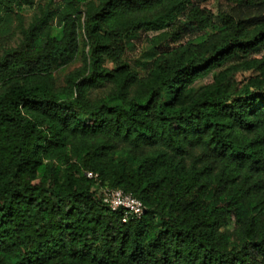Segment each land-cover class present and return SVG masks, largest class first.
Wrapping results in <instances>:
<instances>
[{"label":"trees","instance_id":"16d2710c","mask_svg":"<svg viewBox=\"0 0 264 264\" xmlns=\"http://www.w3.org/2000/svg\"><path fill=\"white\" fill-rule=\"evenodd\" d=\"M209 1L0 0V264H264V0Z\"/></svg>","mask_w":264,"mask_h":264},{"label":"rangeland","instance_id":"374dc122","mask_svg":"<svg viewBox=\"0 0 264 264\" xmlns=\"http://www.w3.org/2000/svg\"><path fill=\"white\" fill-rule=\"evenodd\" d=\"M206 6L208 8H210L213 13H216L218 10H227V7H226L223 0H211L206 4ZM21 12L26 18L25 21H27L28 17L32 13V8L24 7V8H22ZM13 24L16 25V20L13 21ZM209 30L210 29L207 28V31H209ZM153 34H155V32H152V31L142 32L140 35V39L134 43V48L127 53L126 62L129 63L130 66L135 71H138V72L141 71L142 63L147 59V55L151 52V48L149 46L147 37H149ZM18 36L19 35L17 34V36H14L13 39H9L8 41H6V43L10 44V45H14L16 42H18ZM204 37H205V34L201 33V34L197 35V37H194L193 41L197 42L200 39H203ZM188 38H190V37L187 36L183 40H181L180 42H183V41L187 40ZM80 45H81V43H80ZM253 56H258V54L255 53V54H253ZM80 64H81V50L79 51V53L75 56V58L68 65L61 67L59 69H56L54 71V76L56 77L57 82L62 83L63 76L68 71L72 70L75 67H78ZM106 65L110 67L113 64L111 62L107 61ZM214 71H215L214 68L210 69L208 72H206L205 74L198 77L194 81L192 87L196 88L200 85H203L205 83L210 82L212 80V76H213ZM251 74H252L251 71H245L243 73V75H245V76H250Z\"/></svg>","mask_w":264,"mask_h":264},{"label":"built area","instance_id":"2783aa9c","mask_svg":"<svg viewBox=\"0 0 264 264\" xmlns=\"http://www.w3.org/2000/svg\"><path fill=\"white\" fill-rule=\"evenodd\" d=\"M88 178H96V174L86 172ZM97 193L103 204L112 210H122V221L129 217H139L143 214L145 206L135 196L118 188L99 187Z\"/></svg>","mask_w":264,"mask_h":264}]
</instances>
